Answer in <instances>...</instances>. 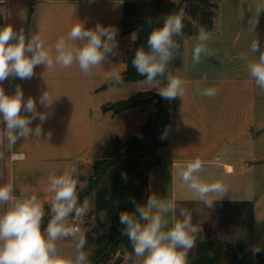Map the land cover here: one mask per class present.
<instances>
[{
  "label": "crops",
  "instance_id": "crops-1",
  "mask_svg": "<svg viewBox=\"0 0 264 264\" xmlns=\"http://www.w3.org/2000/svg\"><path fill=\"white\" fill-rule=\"evenodd\" d=\"M126 1L131 0H0V27L10 24L16 31L23 29L26 36L40 31L45 46L51 47L55 55V43L60 37H67L76 23L82 22L88 29L97 23L117 28ZM256 14V32L264 46V0H220L214 26L207 30L210 34L207 44L213 55L209 58L202 55L199 64L192 63L195 35L185 41L179 74L185 92L182 98L177 97V109L168 126V143L157 150L162 161L149 177L147 197L155 194L173 200L176 205L200 202L195 197H185L187 187L179 175L182 165L196 158L205 162L200 174L204 179L210 177L214 166L229 175L239 169L237 190H233V184L227 186L228 194L238 196L217 201H252L254 235L250 246L264 248V188L258 187L256 175V167L264 171V90L256 87L246 61L239 59L240 53H245L248 60L258 56L249 47L255 34L247 32L248 20ZM131 34L122 36L118 31L115 53L88 75L77 63L68 68L56 66L53 70L40 65L34 68L32 78L10 77L0 85L9 95L19 85L24 99H35L38 111L47 114L42 124L38 119L32 123L33 128L41 124L40 139L21 140L8 151L7 183L16 187L14 195L21 191L36 194L46 209L54 195L47 191L50 174L60 175L68 169L76 178L79 173H88L113 138L132 137L156 110L155 101L145 110L132 107L114 114L102 109L104 104L128 98L117 96L125 89L131 90L129 97L139 91L158 92L144 81L104 87L112 81L113 70L121 74L125 70L126 53L134 44ZM210 87L217 89L211 98L197 91ZM47 90L55 98L50 108L39 104V96ZM163 101L168 102L164 98ZM13 153H22L25 158L13 160ZM172 215L166 217L168 227ZM73 249L71 239L62 242L65 255H71ZM120 264H141V258L135 254L131 259L124 256Z\"/></svg>",
  "mask_w": 264,
  "mask_h": 264
},
{
  "label": "clouds",
  "instance_id": "clouds-1",
  "mask_svg": "<svg viewBox=\"0 0 264 264\" xmlns=\"http://www.w3.org/2000/svg\"><path fill=\"white\" fill-rule=\"evenodd\" d=\"M258 14L252 16L247 24V32L255 34L250 51L258 56L248 60L245 53H240L239 59L246 61L248 74L256 87L264 90V46L256 32ZM183 18V9L161 17L162 22L148 34L146 47H138L132 60L138 74L146 77L144 83L156 88L159 95L167 100L182 98L185 92L184 80L169 68L180 55L181 42L187 39ZM148 23L151 24L152 20L149 19ZM117 35L118 29L114 26L105 27L97 23L94 28L88 29L79 22L71 27L67 37L57 40L53 55V49L45 46L40 31L26 36L23 29L16 31L10 24L0 27V85L10 77L21 80L32 78L34 68L40 65L53 70L56 66L68 68L77 63L80 70L88 75L91 69L102 66L115 53ZM136 39L134 32L131 40ZM209 39V32L203 27L198 28L192 52L193 65L201 62L202 55L212 57L207 44ZM110 80L120 85L123 76L113 70ZM164 81L166 84L158 87ZM197 91L209 98L217 94V89L213 87ZM54 101L48 90L39 96V104L44 108H50ZM37 119L42 124L47 114L38 111L35 99L29 97L25 100L19 85L12 95L6 94L0 86V148L3 149L0 150V159H5L7 151L19 141L41 138V124L32 127ZM68 155L65 153V156ZM24 158L22 153L12 154L13 160ZM204 166L205 162L196 158L184 163L179 175L194 197L211 208L215 201L224 197L228 188L220 181L203 179L200 174ZM121 177L127 180V173L122 172ZM82 190L83 185L68 169L60 175L55 172L50 174L47 191L54 195L48 205L51 215L42 228L46 216L44 202L36 194L27 195L21 191L18 196L14 195L17 189L12 183L0 184V205L5 206L0 215V264H90L86 235L80 227L88 212L87 203L79 202V191ZM132 202L135 204L133 212H119L120 232L131 243L135 256L141 258V264H188V254L195 246L200 230L192 222V213L181 209L179 216L182 219L176 218L175 202L155 194L149 195L144 204ZM169 213L173 214L171 227H168L169 220L166 218ZM67 239L74 242L71 255L62 251V242ZM261 250L260 246L251 249L253 254Z\"/></svg>",
  "mask_w": 264,
  "mask_h": 264
},
{
  "label": "trees",
  "instance_id": "trees-1",
  "mask_svg": "<svg viewBox=\"0 0 264 264\" xmlns=\"http://www.w3.org/2000/svg\"><path fill=\"white\" fill-rule=\"evenodd\" d=\"M219 1H126L117 28L122 36L135 32L137 39L125 56L123 83L146 79L138 74L132 60L138 47H146L148 34L153 27L162 22L161 17L170 13L175 14L183 9V31L188 39L196 34L198 28L209 30L214 26ZM149 19L152 20L151 24L148 23ZM185 41L181 42L180 55L169 66L174 74H180ZM162 84H166V81ZM120 85L111 81L104 84V87ZM151 95L149 91H139L128 98L104 104L102 109L112 111L114 114L132 107L145 110L152 103L148 100ZM168 107V102H164V108L158 118L156 137L150 146V138L155 129L154 117L157 113V105L156 110L148 115L132 137L113 138L102 157L92 163V173L87 176L83 190L79 191L80 204H83L86 198L93 197L94 211L97 215L95 236L90 237L85 234L87 244L94 246L90 264H110L120 255L128 256L129 259L134 255L131 243L127 237L121 235L119 212L121 210L133 212L135 204L132 201L139 204L146 203L149 177L162 161L157 150L168 143V126L177 109L174 106L170 112ZM122 172L127 173V180L122 179ZM215 203L223 208L224 214L214 223L217 236L197 241L191 264H264V248H261L259 253L253 254L250 246L254 235L252 201L225 200ZM100 213L104 214L103 220L100 219Z\"/></svg>",
  "mask_w": 264,
  "mask_h": 264
},
{
  "label": "rangeland",
  "instance_id": "rangeland-1",
  "mask_svg": "<svg viewBox=\"0 0 264 264\" xmlns=\"http://www.w3.org/2000/svg\"><path fill=\"white\" fill-rule=\"evenodd\" d=\"M130 89L129 90H123L121 92H119L117 94L118 97H129V93H130ZM169 102V110L170 112H172V108L177 107V98L172 99V100H168ZM257 168V185L259 188L263 189L264 188V171L262 169V167H256ZM239 170V169H238ZM238 170L236 171L235 174L237 175H229V174H225L222 171V168L219 166H214L213 169H211L210 171V177H207L205 180L209 181V182H213V181H220L223 184H225L226 186H228L229 184H233L231 186H233V190H237V184H238V180L241 179V175L238 172ZM92 170H90L89 172L91 173ZM89 172H83V173H79L76 176V179L80 182L81 185H85L87 182V176L89 175ZM201 177L204 179L203 175H201ZM187 194L185 195V197L187 198H192L194 197V195L187 189ZM238 194H228L226 193L224 195V197L222 199H231V197H237ZM217 202V201H215ZM214 202L213 206L211 208H207L202 202H194V201H188L185 203H180L178 202L176 205V218L178 219H182V217L179 216V211L181 209H187L188 211H190L192 213V222L193 224H195L200 230L198 232V235L196 237V243L195 246L192 248V250L189 252L188 257H187V262L188 264H191V258L194 255L195 249H196V244L198 240H202V239H211L217 236V233L214 230V223L216 220H218L219 218H221L224 214H223V208L219 207L216 203ZM84 203H87L88 205V212L86 214V216L83 219V223L81 224V229L85 234H88L90 237L91 236H95V230H96V226H97V221H96V213L94 211V200L93 197H88L84 200ZM83 203V204H84ZM2 205H0V215H2ZM51 213L48 211V206L46 207V216H45V221H44V225H42V228L45 227V224L48 220V218L50 217ZM100 219L103 220L104 219V214L100 213L99 214ZM86 251L88 252L89 255V260L94 252V246L93 245H88L86 247ZM113 261H111L110 264H112Z\"/></svg>",
  "mask_w": 264,
  "mask_h": 264
},
{
  "label": "water",
  "instance_id": "water-1",
  "mask_svg": "<svg viewBox=\"0 0 264 264\" xmlns=\"http://www.w3.org/2000/svg\"><path fill=\"white\" fill-rule=\"evenodd\" d=\"M149 101H155L156 104H157V113L154 117V125H155V129H154V132L150 138V142H149V146L154 142L155 140V137H156V133H157V130H158V118L164 108V101H163V98L159 95L158 92H154L152 93V95L148 98ZM123 260V256L120 255L118 256L112 264H120Z\"/></svg>",
  "mask_w": 264,
  "mask_h": 264
},
{
  "label": "built area",
  "instance_id": "built-area-1",
  "mask_svg": "<svg viewBox=\"0 0 264 264\" xmlns=\"http://www.w3.org/2000/svg\"><path fill=\"white\" fill-rule=\"evenodd\" d=\"M0 150H3V149L0 148ZM9 159H10V156H8V151L6 153L5 159H0V184L7 183V167H8ZM46 224H47V222H46ZM46 224H45V226H46ZM81 224H80V227H81Z\"/></svg>",
  "mask_w": 264,
  "mask_h": 264
}]
</instances>
